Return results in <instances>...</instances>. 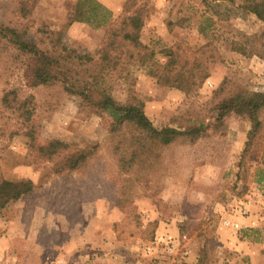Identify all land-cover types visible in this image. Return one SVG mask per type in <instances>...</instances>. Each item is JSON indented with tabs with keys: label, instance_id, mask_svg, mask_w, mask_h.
I'll use <instances>...</instances> for the list:
<instances>
[{
	"label": "rangeland",
	"instance_id": "1",
	"mask_svg": "<svg viewBox=\"0 0 264 264\" xmlns=\"http://www.w3.org/2000/svg\"><path fill=\"white\" fill-rule=\"evenodd\" d=\"M76 1L0 0V27L15 28L42 49L65 46L93 55L108 25L70 21ZM98 1L112 12L109 25L141 7L139 39L154 51L145 64L130 62L111 73L112 96L120 103L143 101L157 127L210 125L194 142L180 138L160 147L152 167L137 163L123 172L117 158L126 150L122 137L129 131H110L108 113L67 92L60 81L28 86V56L0 37V177L35 183L31 193L0 211V248L10 244L0 264L7 258L20 264H184L188 239L195 247L197 242L198 255L205 243L208 264H264V126L241 158L246 136L240 138L230 125L244 131L239 123L247 122L250 129V121L230 114L214 127L213 109L239 88L264 94V22L240 8L241 0ZM234 40L252 53L232 50ZM171 46L207 67L209 76L200 87L186 93L157 82L167 59L162 50ZM13 89L18 99L28 100V122L2 102ZM13 97L8 96L12 103ZM258 117L264 122V110ZM30 129L36 143L58 139L69 144L65 154L94 147L80 169L56 173L61 155L50 160L34 155ZM138 198L153 210L152 217L139 211ZM250 215L258 216L259 225L223 224L224 218ZM160 222L175 232L156 231ZM222 228L223 235L218 234ZM97 232L105 234L103 249ZM232 238H240L241 245L228 243ZM170 241L177 243L172 252Z\"/></svg>",
	"mask_w": 264,
	"mask_h": 264
},
{
	"label": "trees",
	"instance_id": "2",
	"mask_svg": "<svg viewBox=\"0 0 264 264\" xmlns=\"http://www.w3.org/2000/svg\"><path fill=\"white\" fill-rule=\"evenodd\" d=\"M202 1L205 2V0ZM238 6L264 22V0H241ZM111 17V10L98 0H77L74 9L70 12V21H82L93 27L108 25L93 55L78 53L65 46L52 47L50 50L42 49L35 42L26 39L21 32L10 27L1 26L0 37L7 39L16 50L28 56L24 72L28 86L60 81L67 92L77 94L93 109L106 111L111 118L110 131L119 133L124 129L129 131L127 136L122 137V140L127 143L126 150L119 151L117 158L119 170L128 172L137 163L152 167L153 161L159 156L160 147L180 138L194 142L205 133L210 124L198 122L182 126L157 127L145 114L143 101L120 103L112 96L108 82L111 73L120 70L130 62L145 64L153 58L154 51L149 50L139 39L144 19L141 7L124 14L115 25L108 24ZM261 36H264V30ZM231 45L232 50L243 55L252 53L246 46L235 40ZM162 52L167 59L157 77L159 84L176 87L188 93L200 87L209 76L207 67L199 58L185 56L173 46L166 47ZM15 92L14 89L6 92L2 96V102L8 107L19 110L22 120L28 122L32 114V110L26 105L28 100L18 99ZM10 94L14 95L13 103L8 99ZM213 109L215 110L214 127L222 125L224 119L230 114L250 121L251 126L246 133L242 158L264 126V122L258 117V113L264 110V94H249L245 89L239 88L221 98ZM27 133L31 139L30 146L37 157L50 160L61 155L60 159L55 161L53 168L56 173H61L65 169L68 171L80 169L94 147L87 144L65 154L63 150L69 144L58 139L36 143L34 130L30 129ZM34 187L35 183L31 178L0 177V211L10 202L31 193ZM179 225L182 228L183 224ZM180 233H183L182 230ZM205 234L200 236L205 237ZM206 257L204 243L194 264H208Z\"/></svg>",
	"mask_w": 264,
	"mask_h": 264
},
{
	"label": "crops",
	"instance_id": "3",
	"mask_svg": "<svg viewBox=\"0 0 264 264\" xmlns=\"http://www.w3.org/2000/svg\"><path fill=\"white\" fill-rule=\"evenodd\" d=\"M241 122L242 123H239V124H242L243 125L244 131H243V128L242 129L241 128H237V126H232V124L230 125V127H233L234 129H238L237 132L240 134V138L241 137L244 138L246 136V132L249 129V126H248V123L247 122H243V121H241ZM238 149H241V147H239ZM142 199L143 198L135 199V204L137 205L139 211L140 210L143 211V212L145 211L147 216L152 217L153 210L150 207L147 208V205H145V204H142L141 205ZM146 204H148V206H149L150 205V202L149 201H146ZM149 210L150 211L152 210V213H150ZM114 211H116V210H114ZM257 217H258L257 215H255V216L250 215V216H243V217H240V218H237V219H234V220L235 221L238 220L237 222L240 223L244 229H248L249 227H254L255 225H259V222H257ZM170 224H171V222H170ZM165 227H167V228H165ZM156 231L162 232V234H165L166 235V233H163V231H167V232L168 231H172L173 232L174 229L171 228V225H169V224L166 225L165 222H160V223H158V225L156 227ZM224 231H225L224 228H222V230L218 229L216 232L218 234L223 235V232ZM108 233H109V235H111V233H112L113 236H114V238H116V236H117V233L114 232V230H112V232L109 230ZM96 237H97V241L98 242L99 241L101 242V243L97 244L98 247L101 246L102 249H103L104 246H105V240H104L105 239V234H103V232H97L96 233ZM237 241L239 243H237ZM240 242H242L240 240V238L239 239L232 238L230 241H228V243H232L233 245H236V243L239 244V245H241ZM188 244H190V245H189V247H187L188 248V252H186L187 253V256L184 257V262H185L184 264H194L196 262V260H197V256H198L197 251L199 249V246L197 245V242H196V247H195L194 246L195 244L193 245L192 242H190V239L187 240V245ZM7 247L9 248L10 247V244H6L4 246H1V248H0V251H1L0 258L1 259L5 257L4 252H6ZM6 261H8L9 263L6 262ZM6 261H5L6 264H15V262H16V264H18V263L20 264V262H22V261H19L18 259L8 260V258H7ZM2 262H4V261H2ZM172 262H173V260H172Z\"/></svg>",
	"mask_w": 264,
	"mask_h": 264
},
{
	"label": "built area",
	"instance_id": "4",
	"mask_svg": "<svg viewBox=\"0 0 264 264\" xmlns=\"http://www.w3.org/2000/svg\"><path fill=\"white\" fill-rule=\"evenodd\" d=\"M239 213L242 214V215H245L247 213L246 208L243 207V206H240L239 207ZM223 224L226 225V226L233 227V228H238L239 227V223L237 221H234L231 218H224ZM159 240H163L162 236H159ZM168 244H167L168 245L167 250L170 251V252H172L173 249H175V247L177 246L176 245L177 243L173 242V241L168 242Z\"/></svg>",
	"mask_w": 264,
	"mask_h": 264
}]
</instances>
